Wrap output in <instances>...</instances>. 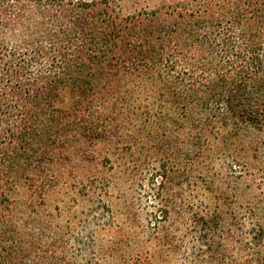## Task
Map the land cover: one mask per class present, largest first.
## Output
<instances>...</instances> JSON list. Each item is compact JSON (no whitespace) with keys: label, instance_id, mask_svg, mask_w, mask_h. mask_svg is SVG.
<instances>
[{"label":"trees","instance_id":"1","mask_svg":"<svg viewBox=\"0 0 264 264\" xmlns=\"http://www.w3.org/2000/svg\"><path fill=\"white\" fill-rule=\"evenodd\" d=\"M121 9L0 0V264H172L186 246L184 264H264V206L234 202L236 175L202 184L193 167L211 153L237 161L242 133L264 130V0ZM99 160L132 181L155 174L170 225L152 246L72 239L43 216L51 191L86 169L73 163ZM92 168L91 188L111 183Z\"/></svg>","mask_w":264,"mask_h":264},{"label":"rangeland","instance_id":"2","mask_svg":"<svg viewBox=\"0 0 264 264\" xmlns=\"http://www.w3.org/2000/svg\"><path fill=\"white\" fill-rule=\"evenodd\" d=\"M169 1L120 0V7L122 13L126 15ZM240 139L241 142L237 148L231 149L234 157L237 156L234 155L235 152L239 155V159L236 158L237 161L223 154L211 153V156L207 154L193 165L195 178L203 184L212 177L221 180L228 174H234L239 182L237 188L239 192L234 202L242 204L252 201L255 202L254 204L264 206V130L262 132L244 131ZM84 150L85 145L76 142L72 144L70 153L75 160ZM98 163L85 165L83 162L80 164L79 161H75L73 163L75 168L80 169L86 166V169L74 171L66 183L51 191L43 207V216H48L47 218L63 227L69 226L72 239L81 230H87L97 238L107 240L118 234L127 236L128 238L124 240L132 242L130 250L136 251L142 246H152L155 234L158 233V238L164 236L170 225L168 222L160 221L162 203L156 198L155 174L147 171L132 181L131 170L127 171L128 168L125 166L112 169L107 161L99 160ZM113 163L115 164V161ZM92 167L102 171L105 181L111 183L101 184L100 188L97 183L91 188L92 181H90L88 170ZM230 186L234 188L233 184ZM186 190L189 195L190 191ZM227 195L232 198V191H228ZM194 196L195 199H193ZM190 198L192 201H202L203 193L196 191ZM194 255L195 252L190 246H186L171 262L184 264ZM106 264L115 263L108 261Z\"/></svg>","mask_w":264,"mask_h":264}]
</instances>
